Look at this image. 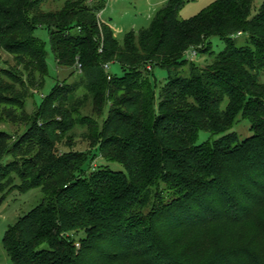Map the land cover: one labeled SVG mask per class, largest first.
<instances>
[{"label": "trees", "instance_id": "16d2710c", "mask_svg": "<svg viewBox=\"0 0 264 264\" xmlns=\"http://www.w3.org/2000/svg\"><path fill=\"white\" fill-rule=\"evenodd\" d=\"M47 1L0 0V205L14 190L43 195L6 232L13 264H264V3L254 15L253 0H218L183 20L184 0H168L120 42L103 1L54 13ZM43 27L73 81L29 113L49 74ZM192 48L211 61L186 60ZM114 63L123 78H108ZM155 68L167 72L158 96ZM201 131L220 138L198 144ZM95 149L125 171L87 168Z\"/></svg>", "mask_w": 264, "mask_h": 264}, {"label": "rangeland", "instance_id": "374dc122", "mask_svg": "<svg viewBox=\"0 0 264 264\" xmlns=\"http://www.w3.org/2000/svg\"><path fill=\"white\" fill-rule=\"evenodd\" d=\"M69 0H48L44 5L45 12H58L62 10L65 3ZM88 4H93L95 1L99 0H85ZM103 1L106 5L104 10L99 14L100 20L110 25L113 30L115 37L118 41L122 42L125 36L130 32H140L142 29L148 28L151 26L154 18L156 17L160 6L155 8L154 5L160 0H100ZM218 0H184L185 6L180 12V18L183 20H188L202 12L206 11ZM254 1V11L255 15L261 5L264 3V0H253ZM155 6V7H154ZM35 35L41 39L46 46L48 53L47 63L49 68V74L46 78V86L43 90L37 93L34 98L30 99L28 102V112L32 113L35 110V105H40L45 97H47L57 85L59 81H63L65 78H68L66 71L58 68L55 56L52 50L49 31L47 28H39L36 30ZM247 37L239 38L241 46L245 45ZM211 48L216 54L223 52L226 49L225 42L219 37H213L209 42ZM190 49V51H192ZM199 51V49H197ZM189 51V53H191ZM200 52V51H199ZM2 61H8L12 64V56L2 52ZM185 59L190 61L188 56L185 55ZM198 66H204L211 59L206 55L198 54L197 58L192 60ZM80 68V67H79ZM78 68V69H79ZM109 73L115 77L123 78L124 71L122 66L119 63H114L111 65ZM151 84L154 86L156 95L160 94V91L165 87L167 83V72L155 68L154 73L152 74ZM73 78H68V82H72ZM261 82H264V75L261 76ZM14 127V126H13ZM5 128V127H4ZM11 128V127H10ZM9 128V129H10ZM251 125L249 121L244 120L242 117L238 118L237 123L233 127L232 132L236 133L241 140H245L252 135L250 131ZM11 132L19 131L18 127L10 129ZM220 136L212 135L207 131H201L198 136V144H207L213 143L215 140L219 139ZM89 143L83 140H77L72 147L73 151L85 152L89 150ZM59 149V148H58ZM68 148H61V153L63 151H69ZM94 159V160H93ZM109 165L111 169L115 171H125V169L117 164L111 163L107 164L102 159L98 149H95L92 153V156L88 162L87 168L91 166V169H99ZM43 195L40 190H30L25 192H20L19 190L12 191L4 202L0 205V264H13L8 255L6 254L3 248V241L8 229L14 226L20 218H23L29 214L33 209H35L42 201ZM77 246V245H76ZM79 247V246H77Z\"/></svg>", "mask_w": 264, "mask_h": 264}, {"label": "built area", "instance_id": "2783aa9c", "mask_svg": "<svg viewBox=\"0 0 264 264\" xmlns=\"http://www.w3.org/2000/svg\"><path fill=\"white\" fill-rule=\"evenodd\" d=\"M191 53L187 52L186 53V56H188L189 60L192 61L194 59L197 58L198 54H199V51L197 49H193L192 51H190ZM111 68V64H107L105 65V70L108 74V78L111 79L110 75H109V70ZM149 70H151V67L148 68ZM79 246V245H77Z\"/></svg>", "mask_w": 264, "mask_h": 264}, {"label": "crops", "instance_id": "0c3cea01", "mask_svg": "<svg viewBox=\"0 0 264 264\" xmlns=\"http://www.w3.org/2000/svg\"><path fill=\"white\" fill-rule=\"evenodd\" d=\"M167 2H168V0H160V1H158L157 3L154 4V5L156 6V7H155V6H154V7L157 8V7L160 6V7L162 8ZM161 8H160V9H161ZM160 9H159V10H160Z\"/></svg>", "mask_w": 264, "mask_h": 264}]
</instances>
